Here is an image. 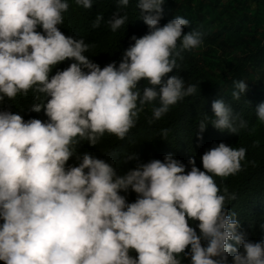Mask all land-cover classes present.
Here are the masks:
<instances>
[{
	"label": "clouds",
	"instance_id": "obj_1",
	"mask_svg": "<svg viewBox=\"0 0 264 264\" xmlns=\"http://www.w3.org/2000/svg\"><path fill=\"white\" fill-rule=\"evenodd\" d=\"M129 2L118 0L123 8ZM75 4L91 9L93 0ZM163 4L137 0L148 33L131 37L134 44L118 67L112 62L101 68L84 54L91 45L57 27L64 22L68 0H0V104L32 91L28 111L43 110L47 117L25 120L0 111L3 264H182L184 258L190 264H228L229 254L232 264H264V241L251 242L237 232L236 214L226 207L234 197L226 187L221 193L214 179L243 170L245 147L220 142L202 155L204 171L194 157L186 172L183 162L166 154L163 161L137 163L122 175L112 163L77 153L81 142L96 147L106 133L124 140L146 104L159 100L151 124L196 93L197 85L186 86L181 76L168 74L179 67L184 52L203 44V35L183 33L189 21L181 16L161 27ZM102 19L98 15L93 28ZM127 20L116 12L107 25L115 33ZM66 60L74 62L50 78ZM142 79L147 84L141 91ZM234 89L232 99L239 100L247 84L235 81ZM255 110L264 124V103ZM212 112L211 124L221 132L238 134L247 127L223 99L212 102ZM207 125L200 121V139ZM161 135L166 138L168 130ZM73 156L78 166L68 165ZM125 159L138 158L128 154ZM129 190L137 194L134 203L120 194ZM189 221H199V234Z\"/></svg>",
	"mask_w": 264,
	"mask_h": 264
},
{
	"label": "trees",
	"instance_id": "obj_2",
	"mask_svg": "<svg viewBox=\"0 0 264 264\" xmlns=\"http://www.w3.org/2000/svg\"><path fill=\"white\" fill-rule=\"evenodd\" d=\"M69 9L64 13V22L57 27L66 36L77 40L83 39L92 47L84 53L101 68L115 62L117 67L124 51L137 38L147 34L149 29L141 18L137 0H130L126 8L120 7L118 0H93L91 9L76 6L75 0H68ZM162 27L176 16L189 21L183 33L197 31L203 35V44L192 51L184 52V59L178 60L179 67L168 76L179 75L185 85H197L192 96L185 97L160 120L149 123L152 108L159 106V100L146 104L140 113L136 127L124 140L114 135L105 134L96 147L87 141L77 146V153H89L92 156L112 163L118 174H125L137 163H147L153 159L172 154L174 158L186 165V172L191 170L189 159L195 158L196 166L204 171L202 155L220 142L226 145L247 149L246 159L242 162L243 170L226 178L214 177L223 193L226 187L234 198L226 201L229 214L235 213L238 220V233L244 234L251 242L264 241V124L256 116V107L264 103V0H164ZM116 12L127 15L128 20L117 32H111L107 21ZM102 16L101 24L93 28L97 16ZM37 31L43 33L42 28ZM74 61L66 60L55 66L49 74L51 78L57 70L66 69ZM86 71V70H85ZM243 80L247 91L239 100L232 99L234 82ZM147 82H139L140 90ZM34 93L27 96L18 95L14 100L0 104V111L9 110L20 114L25 120L30 118L46 120L43 110L40 113L30 112L27 107L33 102ZM43 100V97H41ZM223 99L243 120L247 127L238 134L221 132L215 129L212 102ZM201 120L208 124L198 136V125ZM167 129L168 135L162 137L161 130ZM136 154L138 159L126 160L127 155ZM75 156L68 165L78 166ZM87 171V170H85ZM127 202L134 203L137 194L129 190L121 192ZM3 221L0 220V224ZM199 221H189L199 234ZM239 248L235 241H229ZM206 246V242H202ZM242 250V249H241ZM190 252V246L185 250ZM132 256L138 254L134 251ZM0 264H3L0 261ZM182 264H190V258H184ZM228 264H232L229 254Z\"/></svg>",
	"mask_w": 264,
	"mask_h": 264
}]
</instances>
